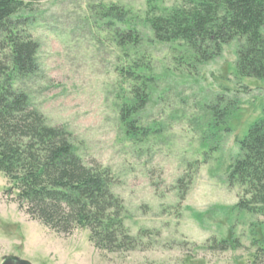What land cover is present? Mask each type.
Masks as SVG:
<instances>
[{
    "label": "rangeland",
    "instance_id": "obj_1",
    "mask_svg": "<svg viewBox=\"0 0 264 264\" xmlns=\"http://www.w3.org/2000/svg\"><path fill=\"white\" fill-rule=\"evenodd\" d=\"M21 1V31L38 45L37 70L26 78L10 71L11 83L47 126L69 135L85 165L110 171L125 226L139 244L110 253L94 247L88 230L54 232L32 220L14 193L7 196L10 183L0 174V264L8 256L31 264H264L252 235L264 221L235 208L242 190L226 174L239 154L237 140L264 117V82L237 72L240 42L200 64L186 49L155 41L145 22L149 0ZM182 2L156 6L161 12ZM111 6L128 14L140 46L117 45L124 25L105 15ZM8 50L0 35V62L9 67ZM137 62L150 67L153 82L138 117L148 136L134 140L120 114L134 84L124 72ZM218 104L228 112L226 124L214 117ZM222 240L234 247L221 251L215 246Z\"/></svg>",
    "mask_w": 264,
    "mask_h": 264
},
{
    "label": "trees",
    "instance_id": "obj_2",
    "mask_svg": "<svg viewBox=\"0 0 264 264\" xmlns=\"http://www.w3.org/2000/svg\"><path fill=\"white\" fill-rule=\"evenodd\" d=\"M156 4L157 0L148 1L150 14L145 22L157 43L184 48L201 64L218 58L228 44L239 41V76L264 82V0H183L180 6L161 12ZM22 9L21 0H0V35L10 55L9 67L0 62V174L10 183L6 194L14 193L15 202L32 220L56 233L88 230L97 250H135L138 238L125 226L123 201L112 193L110 171L98 164L85 165L69 135L47 126L31 107L28 95L11 83L10 71L26 78L37 70L38 45L21 31L25 27ZM105 15L124 25L115 32L120 48L140 46L138 32L126 24L128 14L122 8L111 6ZM124 75L134 84L131 104L122 109L121 122L134 140L146 138L148 133L139 127L138 117L148 103L147 86L153 82L150 67L137 62ZM218 107L213 108L214 117L226 124L228 112ZM237 144L239 154L226 173L228 184L242 190L235 208L264 221V117ZM263 227L264 222H257L252 232L257 258L264 256V231L261 238L256 235ZM234 244L222 240L214 246L227 251Z\"/></svg>",
    "mask_w": 264,
    "mask_h": 264
},
{
    "label": "water",
    "instance_id": "obj_3",
    "mask_svg": "<svg viewBox=\"0 0 264 264\" xmlns=\"http://www.w3.org/2000/svg\"><path fill=\"white\" fill-rule=\"evenodd\" d=\"M1 264H31L29 261L19 259L14 256L4 257Z\"/></svg>",
    "mask_w": 264,
    "mask_h": 264
}]
</instances>
